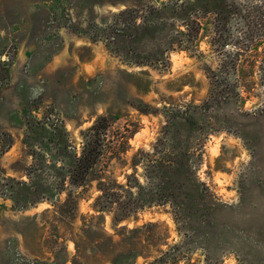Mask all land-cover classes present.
Here are the masks:
<instances>
[{
    "label": "rangeland",
    "instance_id": "1",
    "mask_svg": "<svg viewBox=\"0 0 264 264\" xmlns=\"http://www.w3.org/2000/svg\"><path fill=\"white\" fill-rule=\"evenodd\" d=\"M105 116L128 141L86 183L27 144ZM4 135L0 264H264V0H0ZM128 176L169 202L96 209Z\"/></svg>",
    "mask_w": 264,
    "mask_h": 264
},
{
    "label": "trees",
    "instance_id": "2",
    "mask_svg": "<svg viewBox=\"0 0 264 264\" xmlns=\"http://www.w3.org/2000/svg\"><path fill=\"white\" fill-rule=\"evenodd\" d=\"M186 26L189 25L187 24ZM111 124L112 122L109 117L105 116L99 118L84 134V145L82 152L79 154L70 143L69 134L64 125L58 124L57 122L47 123L39 121L36 118H30L28 120V131L26 135L27 144L39 147L40 151L36 153V157L47 159L48 156H54V154L49 150L46 139L48 138V140L53 141L56 146V166H54L56 173L60 175L62 180L70 178L75 183L83 184L86 183L92 175L100 174L103 171V164L105 166L109 164V162L118 157L122 149L125 148V143L128 141L127 135L122 134L117 141L112 140L109 136ZM4 138L6 139L5 143H3V140H1L2 145L0 143V156L6 153L12 146L11 137H9V135H4ZM148 157L153 158L152 155H148ZM40 163V166H42L43 162ZM58 163H60L61 166L57 165ZM158 167L159 169L161 168V166ZM179 174V172H175L172 176L176 184L178 182L176 178ZM127 178L128 184L126 186L118 185L112 188H100L102 195L98 197L95 208L105 211L112 209L115 204L119 203L120 205V198L122 195L117 192V188L123 190L124 193H127L129 197L133 198L138 208L152 206L156 203L165 204L169 202L168 196L160 199H158L156 195H153V193L149 196H145L143 192L147 188L143 187L138 181L136 185L133 186L130 183L132 176H128ZM164 184L165 185H159L156 187L157 189L154 188V190L156 189L158 193L161 192V189L173 186V184ZM133 188L137 189L136 195L132 191ZM177 190H180V193L182 191L181 188H177ZM131 212L132 209L127 210L123 208L120 220L127 219Z\"/></svg>",
    "mask_w": 264,
    "mask_h": 264
}]
</instances>
